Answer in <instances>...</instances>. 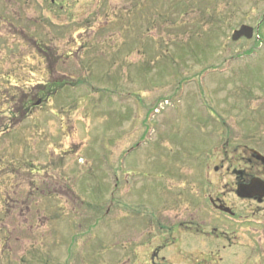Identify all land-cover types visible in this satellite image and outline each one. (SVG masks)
Masks as SVG:
<instances>
[{"label":"rangeland","instance_id":"rangeland-1","mask_svg":"<svg viewBox=\"0 0 264 264\" xmlns=\"http://www.w3.org/2000/svg\"><path fill=\"white\" fill-rule=\"evenodd\" d=\"M51 1L0 0L13 52L41 53L45 81H61V149L47 140L57 152L17 248L30 244L29 264H133L135 252L144 264L162 245L183 264L181 232L156 234L157 222L197 209L210 220L199 185L232 180L213 167L244 168L243 145L264 155V0ZM242 25L252 38L233 41ZM1 238L0 264H11L22 251Z\"/></svg>","mask_w":264,"mask_h":264},{"label":"flooded vegetation","instance_id":"flooded-vegetation-1","mask_svg":"<svg viewBox=\"0 0 264 264\" xmlns=\"http://www.w3.org/2000/svg\"><path fill=\"white\" fill-rule=\"evenodd\" d=\"M12 16V10L0 6V237L7 249L16 246L17 252L22 251V256L17 260L9 258V263L29 264L25 254L30 251V244H21V248H17L19 236L15 230L34 214L38 208L35 205L46 191L44 157L55 155L56 146L61 149L59 143L56 145V141L60 142L57 120L60 113L55 112L61 81H45V58L41 53L13 52L10 45L13 41ZM36 25L37 22L32 20L20 29ZM53 26L58 27L55 23ZM38 49L44 48L38 46ZM35 59L38 62L36 71L43 78L33 82L28 75L36 72ZM70 77H73L72 73ZM51 137L56 146L50 151L46 142ZM252 149L247 145L240 149V161L245 163L242 169L230 164L213 167L215 173L221 168L232 180L224 184L216 180L213 186L208 182L199 185V199L206 206L205 213L211 216L210 220L203 218V213L197 209L196 220L191 216V220L183 218L176 225L169 216L157 222L156 234L167 233L168 224L172 228L177 226L175 229L181 232L180 246L187 254L183 264H264V165L256 159ZM238 185L251 186L253 196L238 197ZM38 211L40 209L37 214ZM41 221L38 218L36 224L32 223V235H41ZM166 248L157 246L147 254L148 260L144 264H175L176 261L164 255L168 253ZM138 256L135 252L133 264H140Z\"/></svg>","mask_w":264,"mask_h":264},{"label":"water","instance_id":"water-1","mask_svg":"<svg viewBox=\"0 0 264 264\" xmlns=\"http://www.w3.org/2000/svg\"><path fill=\"white\" fill-rule=\"evenodd\" d=\"M253 34V28L247 25H242L240 26L239 29L234 30V32L232 33V40L236 41L241 37H246V38H251ZM255 155L258 159H260L262 161V163L264 164V156H262L261 154L255 152ZM251 186H247V185H238L237 189H236V194L238 197L241 198H250L253 195L250 193L251 190Z\"/></svg>","mask_w":264,"mask_h":264}]
</instances>
